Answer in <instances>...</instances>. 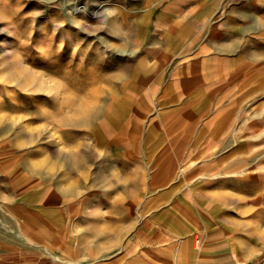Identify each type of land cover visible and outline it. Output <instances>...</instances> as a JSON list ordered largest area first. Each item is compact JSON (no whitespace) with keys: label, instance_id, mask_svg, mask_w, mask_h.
<instances>
[{"label":"rangeland","instance_id":"rangeland-1","mask_svg":"<svg viewBox=\"0 0 264 264\" xmlns=\"http://www.w3.org/2000/svg\"><path fill=\"white\" fill-rule=\"evenodd\" d=\"M189 1L0 0V162L23 204L50 186L68 206L65 220L51 214L47 233L18 227L20 255L35 264H169L179 247L188 264L205 256L225 199L238 223L252 218L248 238L264 236V205L235 206L229 198L242 192L206 169L264 167V0L233 11L242 42L222 43L225 55L212 57L219 73L211 60L210 72L195 71L179 33L162 41L157 26L186 20ZM162 45L174 56L150 52ZM214 125L225 132L212 136ZM241 241L250 248L231 252H264ZM92 250L99 259L86 256Z\"/></svg>","mask_w":264,"mask_h":264},{"label":"crops","instance_id":"crops-1","mask_svg":"<svg viewBox=\"0 0 264 264\" xmlns=\"http://www.w3.org/2000/svg\"><path fill=\"white\" fill-rule=\"evenodd\" d=\"M242 0H190L187 8L186 20L179 22L165 21L160 23L158 30L163 34L162 41H166V37L173 33H179L188 42L187 51L194 58L195 71L208 73L211 68L208 67V62L214 61V67L219 73V61L212 57L224 56V53L219 48L225 41L242 42V33L240 28L243 26L242 18H237L233 15V11L239 8ZM252 4L255 0H243ZM252 6V5H249ZM171 37V36H170ZM172 49L166 45L152 46L150 52H156V55L162 57H172ZM213 51L215 53H213ZM163 54V55H162ZM197 73V72H196ZM211 127V126H210ZM212 136H220L225 131H221L220 127H212ZM205 154L207 151H204ZM214 165V166H213ZM213 166V168H211ZM205 169V168H204ZM206 169H218L217 183L220 187L234 185L240 190V199L229 198L235 203V206L241 205V202L260 203L264 205V173H258L259 168L257 163H242V162H211L207 163ZM6 174V173H5ZM4 174L2 163L0 162V264H35L33 259L26 255H20L18 227L21 225L25 233L28 235H37L42 232H48L47 228L51 226L52 219L66 218L67 211V196L60 189L46 187L37 200L32 204H23L20 199V189L17 179H8ZM13 172H11V177ZM215 177H206L209 182ZM216 179V178H215ZM24 191V190H23ZM237 191V190H236ZM220 202H223L220 201ZM240 203V204H239ZM218 227L215 232L207 238L208 243H205V256L191 257L187 259L188 264H264L263 253L259 257L249 258L242 254L231 252L233 249H248L250 246L243 245L244 241L260 242L264 248V236H254V231L247 228L248 222H252L251 217H245L241 220L243 223H238L237 213H232L227 210V203L219 206ZM232 211V210H231ZM35 223H42V229L36 230ZM215 230V229H214ZM52 233V232H51ZM34 237V236H32ZM45 237V236H44ZM29 238V237H27ZM32 240V238H31ZM34 240V238H33ZM43 238L42 242L50 247V243ZM141 243V242H139ZM239 244V245H236ZM134 243H131L129 251H131ZM182 243H180V247ZM227 250V251H226ZM229 250V251H228ZM83 255V254H82ZM92 260L99 259V253L92 250L86 256ZM169 261V264H184L180 263V255H184L181 248L177 247L176 252ZM58 257L63 259L66 257L65 252H59ZM254 258V259H253ZM246 259L245 263L238 260Z\"/></svg>","mask_w":264,"mask_h":264},{"label":"bare ground","instance_id":"bare-ground-1","mask_svg":"<svg viewBox=\"0 0 264 264\" xmlns=\"http://www.w3.org/2000/svg\"><path fill=\"white\" fill-rule=\"evenodd\" d=\"M99 5V4H98ZM87 8V7H86ZM75 10V9H74ZM76 11V10H75ZM78 12H79V10H78ZM77 13V12H76ZM121 26H123V25H121ZM39 31V30H38ZM171 45V44H170ZM170 47V46H169ZM163 55V54H162ZM160 57H162V56H160ZM162 60V59H161ZM164 62V61H163ZM3 87V86H2ZM201 211V210H200ZM216 212V211H215ZM204 213V212H203ZM206 215V214H205ZM207 216V215H206ZM215 216V215H214ZM210 219V218H209ZM214 219V218H213ZM177 236V235H176ZM241 263H244V261L243 260H241Z\"/></svg>","mask_w":264,"mask_h":264},{"label":"built area","instance_id":"built-area-1","mask_svg":"<svg viewBox=\"0 0 264 264\" xmlns=\"http://www.w3.org/2000/svg\"><path fill=\"white\" fill-rule=\"evenodd\" d=\"M263 256H264V253H263Z\"/></svg>","mask_w":264,"mask_h":264}]
</instances>
